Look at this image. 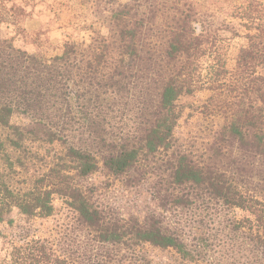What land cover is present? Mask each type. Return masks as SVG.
I'll return each instance as SVG.
<instances>
[{
  "label": "trees",
  "instance_id": "trees-1",
  "mask_svg": "<svg viewBox=\"0 0 264 264\" xmlns=\"http://www.w3.org/2000/svg\"><path fill=\"white\" fill-rule=\"evenodd\" d=\"M196 1L69 0L76 37L33 53L15 45L27 1L0 2L14 33L0 36V222L13 209L47 218L56 196L84 231L65 227L59 249L11 240L0 264H152L145 245L183 264H232L200 231L214 222L264 264V2H224L237 31L204 26ZM196 119L201 134L179 136ZM99 170L136 185L153 175L151 197L170 216L106 210L82 183Z\"/></svg>",
  "mask_w": 264,
  "mask_h": 264
},
{
  "label": "rangeland",
  "instance_id": "rangeland-1",
  "mask_svg": "<svg viewBox=\"0 0 264 264\" xmlns=\"http://www.w3.org/2000/svg\"><path fill=\"white\" fill-rule=\"evenodd\" d=\"M11 1L0 0L7 7L11 6ZM16 1L20 2V0ZM26 1L27 18L23 23L25 32L16 37L15 45L17 47L33 53L42 51L46 45L56 46L67 39L76 37L75 27H72L74 17L72 11L69 9V0ZM225 1L197 0L198 20L204 26L212 29H218L226 25L227 29L231 28L241 31L243 28L239 25V20L231 16L233 13L232 9L224 3ZM262 1L264 2V0ZM220 33L231 36L226 30L220 31ZM10 35H14L12 27L8 24H2L0 26V36L9 37ZM235 40L237 41V39ZM234 51L235 45L229 53V57H233ZM201 97L200 102L204 96ZM196 99L190 97L182 99L185 111H187L186 107L192 101L195 103ZM12 123L20 125L29 124V120L23 115L14 113ZM201 128L202 121L197 119L192 124H187L186 121L182 122L178 130L179 136L183 137L186 132L191 130L199 135L201 134ZM49 147L46 144H42L40 151L45 152ZM29 173L34 174L32 171ZM126 179L125 177H113L106 173L105 170H99L83 179L82 183L87 187L94 186V199L114 215L124 218L134 216L139 219L150 213H162L170 216L169 212L167 213L160 208L151 197V191L156 180L153 175L148 176L147 181H142L137 185L129 184ZM53 206V214L47 218L25 216L17 209H13L6 216L7 219H11V222H7V220L0 222V259L6 254L8 242L18 240V238L46 239L51 242L54 249L55 244H57L56 248L59 249V247H65L66 245L62 239L61 232L65 227L72 226L75 228L71 232L82 239L84 231L76 227L73 218L74 214L66 207L62 199L55 196ZM233 214L238 218L242 215L236 209L233 211ZM230 227L231 225L225 222L203 223V226H201L200 231L205 232V235L210 240H213L215 243L218 241L219 247L216 248V253H210L212 258L221 263L226 260L232 261V264L261 263L262 257L255 250L252 251L251 242L248 239L238 237L240 233L229 232ZM248 249L251 253H249ZM142 251L152 264H183V261L171 250H162L145 245L142 247ZM225 254L231 255L232 258H228Z\"/></svg>",
  "mask_w": 264,
  "mask_h": 264
}]
</instances>
